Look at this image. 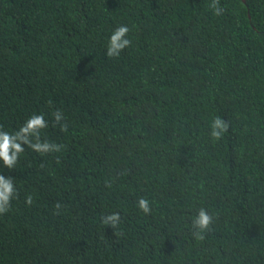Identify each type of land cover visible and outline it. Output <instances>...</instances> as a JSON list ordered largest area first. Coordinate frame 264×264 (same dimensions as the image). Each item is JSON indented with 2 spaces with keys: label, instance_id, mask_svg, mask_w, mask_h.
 <instances>
[{
  "label": "trees",
  "instance_id": "obj_1",
  "mask_svg": "<svg viewBox=\"0 0 264 264\" xmlns=\"http://www.w3.org/2000/svg\"><path fill=\"white\" fill-rule=\"evenodd\" d=\"M210 4L0 0V126L43 114L41 141L64 146L0 161L16 188L0 264H264V0ZM120 25L132 44L109 58Z\"/></svg>",
  "mask_w": 264,
  "mask_h": 264
},
{
  "label": "clouds",
  "instance_id": "obj_2",
  "mask_svg": "<svg viewBox=\"0 0 264 264\" xmlns=\"http://www.w3.org/2000/svg\"><path fill=\"white\" fill-rule=\"evenodd\" d=\"M210 7L216 16L223 13V8L219 6V0H211ZM129 32L130 29L127 25H120L113 31L109 38L106 52L109 58L119 57L126 48L131 46L132 41L127 38ZM53 115L55 124L60 125V130L67 133L68 124L66 122L61 123L64 120L62 111L57 110ZM46 127H48V124L43 114H33L14 133L3 131L2 126H0V161L3 162V166L8 169H13L19 160L20 154L25 151L24 145H27L33 151L42 155L62 151L63 145L41 141V131ZM210 127V137L214 141H219L229 131L230 125L225 119L216 117L212 120ZM15 195L16 188L13 180L6 178L4 175H0V215L10 210L11 201ZM33 203L32 195H28L25 199V204L32 206ZM61 207L57 203L56 208L59 209ZM137 207L145 215L149 214L152 210L150 201L144 197L138 199ZM56 214L59 215V212ZM213 222L214 217L212 214H210L208 209L201 207L192 220L193 236L196 239L203 238V235L212 229ZM102 223L113 229H118L121 223L120 213L113 212L105 215L102 217ZM119 234L117 232V235Z\"/></svg>",
  "mask_w": 264,
  "mask_h": 264
},
{
  "label": "water",
  "instance_id": "obj_3",
  "mask_svg": "<svg viewBox=\"0 0 264 264\" xmlns=\"http://www.w3.org/2000/svg\"><path fill=\"white\" fill-rule=\"evenodd\" d=\"M243 2H246V0H242Z\"/></svg>",
  "mask_w": 264,
  "mask_h": 264
}]
</instances>
